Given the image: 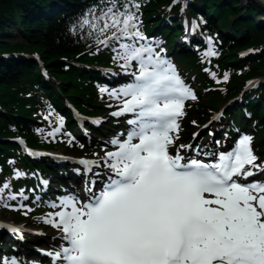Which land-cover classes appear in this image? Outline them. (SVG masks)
<instances>
[{"label":"snow or ice","instance_id":"1","mask_svg":"<svg viewBox=\"0 0 264 264\" xmlns=\"http://www.w3.org/2000/svg\"><path fill=\"white\" fill-rule=\"evenodd\" d=\"M139 13V0H97L70 28L89 48L114 53L130 82L100 91L120 102L113 116L133 118L126 135L110 141L114 151L79 161L88 178L84 195L48 202L53 211L43 222L62 243L45 255L51 264H264V160L255 154L253 137L241 134L231 151L211 153L178 143L186 101L198 97L145 36ZM206 55L216 53L210 47ZM201 155L216 162L205 163ZM10 187L3 185L0 198ZM0 264L24 262L5 256Z\"/></svg>","mask_w":264,"mask_h":264},{"label":"trees","instance_id":"2","mask_svg":"<svg viewBox=\"0 0 264 264\" xmlns=\"http://www.w3.org/2000/svg\"><path fill=\"white\" fill-rule=\"evenodd\" d=\"M56 1L65 8V11L71 12L74 3L85 7L91 0ZM169 1L155 0L154 3L148 6L145 10L146 25L149 24L148 19L153 17L152 14ZM211 1L203 0V3L209 5ZM228 2L235 3L233 0H228ZM45 4L47 3L42 1L0 0V32H3L5 27L9 28L8 26L16 18L22 21L24 27L21 32L23 41L20 43H2L4 39L8 38H0V53L14 51L37 52L44 60L50 74L59 82L57 85L58 92L56 91L54 95L55 98L62 101L63 96L67 97L82 108H85L84 106L91 101L97 103V99L94 98L96 94L94 83L98 80L97 73L94 70L75 67L73 62L100 64L105 60L108 51L101 49L95 53L94 44L91 48L86 46L83 39L73 35L70 31L72 27L68 23L70 19H64L61 14L52 21L40 16L34 21L26 18L27 12L25 9L27 6L38 9L39 6L44 7ZM227 8H229L228 14L236 15L239 13L238 10H233L229 6ZM189 9L192 12L194 11L193 7H189ZM257 10L258 6L256 5L250 7L252 13ZM224 21L228 23L227 16ZM11 29L17 28L11 27ZM249 42L250 40L247 39L239 46L244 47ZM16 64L10 68L6 65L0 67V108L6 112L4 114L0 110V127L6 124L5 130H7L5 133L3 132L4 128H0V136L25 133L30 144L37 146L40 140L35 136L32 127L39 119H42L40 113L46 109V106L48 104L54 105V103L47 97V94H49L48 89L41 87V83L37 81L38 76L33 72L32 67L25 65L23 61H18ZM193 64H195V61H193ZM220 64L224 66L222 61H220ZM68 82H71V86L66 85ZM51 86L55 88L53 82H51ZM12 125L15 127L13 130L10 129ZM5 147H7L6 144L0 141V148Z\"/></svg>","mask_w":264,"mask_h":264},{"label":"rangeland","instance_id":"3","mask_svg":"<svg viewBox=\"0 0 264 264\" xmlns=\"http://www.w3.org/2000/svg\"><path fill=\"white\" fill-rule=\"evenodd\" d=\"M262 73L264 74V71H262Z\"/></svg>","mask_w":264,"mask_h":264},{"label":"water","instance_id":"4","mask_svg":"<svg viewBox=\"0 0 264 264\" xmlns=\"http://www.w3.org/2000/svg\"><path fill=\"white\" fill-rule=\"evenodd\" d=\"M264 2V0H262Z\"/></svg>","mask_w":264,"mask_h":264}]
</instances>
